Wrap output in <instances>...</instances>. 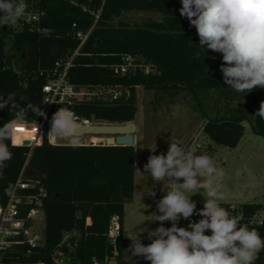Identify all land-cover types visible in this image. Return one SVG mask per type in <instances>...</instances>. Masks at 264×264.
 Wrapping results in <instances>:
<instances>
[{
	"label": "trees",
	"instance_id": "trees-1",
	"mask_svg": "<svg viewBox=\"0 0 264 264\" xmlns=\"http://www.w3.org/2000/svg\"><path fill=\"white\" fill-rule=\"evenodd\" d=\"M25 1L43 15L35 29L24 27L14 31L8 26L0 27V96L7 98L14 93L21 107L32 105L42 110V88L56 61L66 60L79 46L78 32L92 29L69 70V80L89 87L116 85L121 92L111 103L95 98L63 104L80 118L113 123L132 121L137 111V88L143 87L156 91L158 99L165 95L190 96L206 118L204 133L215 144L236 146L245 133V121H249L255 134L264 137V119L254 116L258 109L251 111L240 102L246 94L263 95L264 89L239 93L227 87L220 71L222 54L199 47L196 29L179 13L180 0ZM128 11L159 12L161 19L131 25L121 18ZM123 55H131L136 63L149 66L150 72L138 69L120 75L115 69ZM208 97L215 101L213 115L207 111ZM14 115L8 107L0 109V127ZM37 117L31 109L23 116L28 121ZM17 127L15 143L33 137L34 131ZM9 146L13 157L0 176V206H6L21 176L38 181L46 192L42 197L45 245L37 258L51 264L50 255L56 249H72L76 262L92 264L94 257L109 254L110 222L117 217L123 232L125 203L134 193L135 146L80 144L73 148L70 144H52L48 140V126L41 144L13 145L11 140ZM23 192L37 193L38 188ZM221 205L228 209L231 204ZM237 206L245 215H251L264 207V202ZM241 223L264 237V223ZM66 233L70 236L63 243ZM122 241L123 235L119 238L120 253ZM255 264H264V251Z\"/></svg>",
	"mask_w": 264,
	"mask_h": 264
},
{
	"label": "clouds",
	"instance_id": "clouds-1",
	"mask_svg": "<svg viewBox=\"0 0 264 264\" xmlns=\"http://www.w3.org/2000/svg\"><path fill=\"white\" fill-rule=\"evenodd\" d=\"M179 13L196 29L199 47L222 54L220 71L227 87L239 93L264 89V0H180ZM26 15L24 0H0V25H16ZM15 94L0 96V109L8 107L14 118L0 127V176L11 160L10 142L20 124V118L31 109L36 115L47 116L32 105L21 107ZM254 116L264 119V102ZM80 127L76 114L60 107L50 121L48 135L67 140L71 147L81 144L77 135ZM156 151V145L150 149ZM139 172L140 170L137 169ZM143 174L153 184H160L165 193L156 203L153 222L160 226L141 229L139 235L128 237L127 251L132 257H143L150 264H255L264 251V237L242 224V216L234 215L221 205L225 199L220 181L225 176L213 159L198 154L180 139H170L167 153L150 155L143 166ZM188 193V194H186ZM190 194V195H189ZM204 197L203 207L197 210L193 195ZM147 195L155 197L150 189ZM199 215L198 222L178 227L181 218L188 220ZM171 222V227H164ZM211 235L205 234L207 231ZM147 232L151 243L139 239ZM127 256L130 260L131 257Z\"/></svg>",
	"mask_w": 264,
	"mask_h": 264
},
{
	"label": "rangeland",
	"instance_id": "rangeland-1",
	"mask_svg": "<svg viewBox=\"0 0 264 264\" xmlns=\"http://www.w3.org/2000/svg\"><path fill=\"white\" fill-rule=\"evenodd\" d=\"M121 18L134 25L142 24L148 19L160 20L161 14L154 11H128ZM9 45L10 41L7 39L6 47ZM136 94L137 111L133 121L138 126L136 133L139 137L135 150L138 152L136 169L140 172L136 170L135 173L136 194L125 203L126 242L124 241L125 247L121 252L122 264H150L143 257L131 256V252L127 251L131 240L126 237L139 235L141 229L152 230L160 226L159 221L153 222L155 216L151 214H158L156 203L165 193L160 191L162 185H154L150 177L143 174V166L150 155L166 154L170 139H180L186 146L196 148L198 154L210 156L215 165L224 170L225 176L219 182L220 191L225 196L221 202L232 205L264 202V137L252 131L249 121L244 122L245 133L236 146L218 145L204 133L206 118L197 110L190 96L179 94L170 98L165 95L158 99L156 91L143 87H138ZM240 102L251 111L259 110L261 102H264V94H246ZM223 103L222 98L221 105ZM236 103L234 101L233 105ZM206 104L208 113L213 115L215 101L208 97ZM91 122L104 123L95 119ZM107 137L108 135H83L79 138L81 144L92 143L93 139L97 144H107ZM56 143L69 144L67 140H56ZM155 145L156 151L153 153L150 149ZM150 189L156 193L155 197L147 195ZM191 199L196 203H204V197L199 194L193 195ZM164 227H171V222H164ZM139 239L145 245L151 243L146 231L140 234ZM126 254L131 257L130 260Z\"/></svg>",
	"mask_w": 264,
	"mask_h": 264
},
{
	"label": "built area",
	"instance_id": "built-area-1",
	"mask_svg": "<svg viewBox=\"0 0 264 264\" xmlns=\"http://www.w3.org/2000/svg\"><path fill=\"white\" fill-rule=\"evenodd\" d=\"M24 3L26 4L25 17L14 26L8 25L14 31H20L24 27L30 30L37 28L43 15V12L39 11L31 3L25 0ZM91 30L87 33L81 31L77 33L80 39L79 46L66 60L60 59L56 61L53 73L49 75L47 82L43 85L44 99L41 111L46 114L47 119L39 115L33 121H28L23 117L20 118L21 122L18 126H23L25 129L34 131L33 137L29 139L31 141V147L42 143L45 127L48 126L49 132L52 115L60 107H65L63 104L89 101L95 98L111 103L118 98L121 91L116 85L89 87L74 84L69 80V70L75 58L79 55ZM12 66L15 67V64H12ZM138 69L146 73L150 72L149 66L136 63L135 58L131 55H123L121 62L116 66L115 70L120 75H128L135 73ZM77 118L78 124H93L89 119L80 118L79 116ZM48 140L52 144H59L56 143L57 139H53L49 135ZM23 141L15 143L14 135L12 137L13 145H23ZM88 145L98 144L93 139L92 143H88ZM38 184V181H32L21 176L6 206H0V264H48L46 260L37 258L38 254L43 251L45 245V223L43 220L45 212L42 206V197L46 195L44 188L39 187ZM28 188H38V192L25 194L23 190ZM201 208L197 206V210ZM228 210L234 215L242 216V220H245L251 225H262L264 223V207L251 215H245L244 211L238 208L237 205L231 204ZM41 213H44V215H41ZM200 219L201 217L199 215H193L188 220L181 218L178 227L187 228L190 222H198ZM205 234L211 235L210 230ZM122 235L121 223L117 217H114L110 222L108 231V239L112 250L102 258L94 257L92 264H121L119 238ZM69 236V233L65 234L63 243L68 240ZM72 251V249H56L50 255L51 264H80L76 262ZM21 257H25V259Z\"/></svg>",
	"mask_w": 264,
	"mask_h": 264
},
{
	"label": "water",
	"instance_id": "water-1",
	"mask_svg": "<svg viewBox=\"0 0 264 264\" xmlns=\"http://www.w3.org/2000/svg\"><path fill=\"white\" fill-rule=\"evenodd\" d=\"M78 137L83 135H108L105 139L108 145H133L137 144V124L135 121L126 123L104 122L97 124H79ZM104 139V138H103ZM30 140H24V146H30ZM44 215V213H41Z\"/></svg>",
	"mask_w": 264,
	"mask_h": 264
},
{
	"label": "crops",
	"instance_id": "crops-1",
	"mask_svg": "<svg viewBox=\"0 0 264 264\" xmlns=\"http://www.w3.org/2000/svg\"><path fill=\"white\" fill-rule=\"evenodd\" d=\"M137 129H138V126H137ZM138 137H139V135L137 134V141H138ZM137 159H138V152L136 153V158H135V167L137 168ZM137 170V169H136ZM136 178V177H135ZM135 194H136V179H135V181H134V193H133V197L135 196ZM128 201H130V199L129 200H127L126 201V203L128 202ZM221 203H229V202H221ZM229 204H232V203H229ZM124 218H125V216H124ZM125 235H126V231H125V227H124V223H123V241H122V243H121V249L123 250L124 249V241L126 242V239L124 238L125 237ZM126 238H128V237H126Z\"/></svg>",
	"mask_w": 264,
	"mask_h": 264
},
{
	"label": "snow or ice",
	"instance_id": "snow-or-ice-1",
	"mask_svg": "<svg viewBox=\"0 0 264 264\" xmlns=\"http://www.w3.org/2000/svg\"><path fill=\"white\" fill-rule=\"evenodd\" d=\"M22 131V129H20Z\"/></svg>",
	"mask_w": 264,
	"mask_h": 264
}]
</instances>
